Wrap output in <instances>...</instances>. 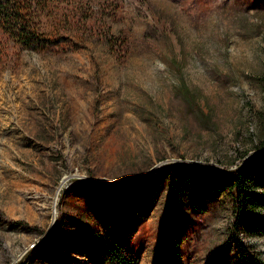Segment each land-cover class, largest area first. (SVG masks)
<instances>
[{
  "label": "rangeland",
  "instance_id": "374dc122",
  "mask_svg": "<svg viewBox=\"0 0 264 264\" xmlns=\"http://www.w3.org/2000/svg\"><path fill=\"white\" fill-rule=\"evenodd\" d=\"M46 1L49 47L0 31V264H106L111 241L129 264L264 261V202L234 221L230 183L251 170L264 201V0Z\"/></svg>",
  "mask_w": 264,
  "mask_h": 264
},
{
  "label": "trees",
  "instance_id": "16d2710c",
  "mask_svg": "<svg viewBox=\"0 0 264 264\" xmlns=\"http://www.w3.org/2000/svg\"><path fill=\"white\" fill-rule=\"evenodd\" d=\"M46 2V0H0V31L28 50H41L49 47L51 39L45 36L40 27L41 13L46 7ZM175 90L186 102L193 101V95L185 84L180 83ZM258 162H264V158L259 159ZM246 171L238 172L230 181L231 186L238 187L237 201L234 206V221L238 223L244 221L252 211L258 209L264 202L260 189L255 186L258 177L256 174L252 175V181H254L253 187L257 191L250 189L252 186L249 184H241V182H246L245 179L248 178L251 170ZM193 173L194 171L187 166L180 170V174L183 176L191 177L190 175ZM178 175L173 171L169 173L168 186H171ZM169 197L170 191L168 190L167 198ZM260 225L263 226L262 222ZM174 232L179 233V228L175 226ZM57 236L55 235L54 238ZM238 255L245 261V264H264V261L254 251L247 253L241 247L238 249ZM103 260L106 264L130 263V258L126 252L118 243L113 241L105 244Z\"/></svg>",
  "mask_w": 264,
  "mask_h": 264
},
{
  "label": "water",
  "instance_id": "95a60500",
  "mask_svg": "<svg viewBox=\"0 0 264 264\" xmlns=\"http://www.w3.org/2000/svg\"><path fill=\"white\" fill-rule=\"evenodd\" d=\"M168 164H171V162H158L156 165H154L153 167H151L150 169H148L144 173H142L136 177H133L131 179H127V180L98 178L97 182L99 184H104L105 185L104 187H102L101 185H98L95 182H90V181H88V182L86 181V182L89 183L90 185L94 186V187L116 189V190H125V189H129V188L137 186L140 182H143L144 180L148 179L157 170L161 169L162 167H164ZM76 180H83V179H81L80 177H76L73 174L61 178L60 183H59V185L56 189V192H55V200L57 199V197H58V195H59V193L63 187L68 185L71 181H76ZM45 239H46V237H44L40 242H44ZM18 263H19V260L17 262H15L14 264H18Z\"/></svg>",
  "mask_w": 264,
  "mask_h": 264
}]
</instances>
